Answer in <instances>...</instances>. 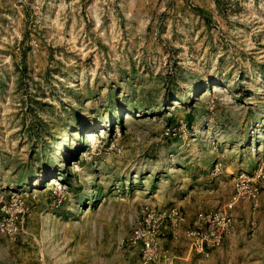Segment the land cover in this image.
Segmentation results:
<instances>
[{"label": "rangeland", "instance_id": "rangeland-1", "mask_svg": "<svg viewBox=\"0 0 264 264\" xmlns=\"http://www.w3.org/2000/svg\"><path fill=\"white\" fill-rule=\"evenodd\" d=\"M259 170L264 0H0V264H142L145 204L231 219L174 264H264Z\"/></svg>", "mask_w": 264, "mask_h": 264}, {"label": "built area", "instance_id": "built-area-1", "mask_svg": "<svg viewBox=\"0 0 264 264\" xmlns=\"http://www.w3.org/2000/svg\"><path fill=\"white\" fill-rule=\"evenodd\" d=\"M257 186L252 185L251 178L237 181V197L256 198L258 191L264 192V176L259 170L255 177ZM185 215L178 207L158 209L148 204L143 205L131 228L129 236L121 245L138 250L142 264H174L175 259L170 251L163 247L162 240L171 236L175 239L183 229L190 252L208 257L211 249L220 247L231 232V219L225 211L199 213L192 228H184Z\"/></svg>", "mask_w": 264, "mask_h": 264}, {"label": "crops", "instance_id": "crops-1", "mask_svg": "<svg viewBox=\"0 0 264 264\" xmlns=\"http://www.w3.org/2000/svg\"><path fill=\"white\" fill-rule=\"evenodd\" d=\"M179 237L180 238H178L177 241L176 240L175 241L171 240L168 243L166 242V244L173 250V253H175V256H177L178 258L179 257H183L185 259L188 256V252H186L187 241L185 240L184 236L181 235ZM163 241H168V240L166 239V240H163ZM176 264H187V263L181 262V261L180 262L176 261Z\"/></svg>", "mask_w": 264, "mask_h": 264}]
</instances>
